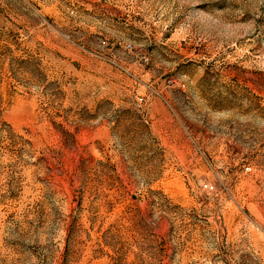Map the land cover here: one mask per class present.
Wrapping results in <instances>:
<instances>
[{"label": "rangeland", "instance_id": "1", "mask_svg": "<svg viewBox=\"0 0 264 264\" xmlns=\"http://www.w3.org/2000/svg\"><path fill=\"white\" fill-rule=\"evenodd\" d=\"M0 264H264V0H0Z\"/></svg>", "mask_w": 264, "mask_h": 264}]
</instances>
